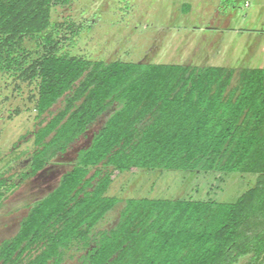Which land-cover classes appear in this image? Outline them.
Segmentation results:
<instances>
[{
	"label": "trees",
	"instance_id": "1",
	"mask_svg": "<svg viewBox=\"0 0 264 264\" xmlns=\"http://www.w3.org/2000/svg\"><path fill=\"white\" fill-rule=\"evenodd\" d=\"M71 1L0 0V74L35 89L33 146L19 179L105 116L56 186L0 241V264L74 256L77 264H264V68L69 54L51 10ZM167 169L256 176L231 202L109 193L118 174ZM9 179L0 172V204L18 186ZM117 205L116 222L100 228Z\"/></svg>",
	"mask_w": 264,
	"mask_h": 264
},
{
	"label": "rangeland",
	"instance_id": "2",
	"mask_svg": "<svg viewBox=\"0 0 264 264\" xmlns=\"http://www.w3.org/2000/svg\"><path fill=\"white\" fill-rule=\"evenodd\" d=\"M233 1L72 0L52 7L51 22L59 26L62 51L92 60L264 68V0ZM184 4L190 7L187 12L183 11ZM34 92V84L0 74V172L18 183L4 194L0 204V241L16 232L27 205L56 186L60 175L71 167L76 152L89 143L91 132L105 119L102 115L65 153L21 181L20 173L26 169L33 146L36 121L30 99ZM255 176L133 170L115 176L109 193L231 202L253 184ZM119 208L117 205L107 213L100 228L116 222ZM76 259L68 258L62 264H77ZM245 262L242 258L236 264Z\"/></svg>",
	"mask_w": 264,
	"mask_h": 264
},
{
	"label": "crops",
	"instance_id": "3",
	"mask_svg": "<svg viewBox=\"0 0 264 264\" xmlns=\"http://www.w3.org/2000/svg\"><path fill=\"white\" fill-rule=\"evenodd\" d=\"M52 189H53V188H52ZM52 189H51V190H52ZM51 190H50V191H51ZM48 192H49V191H48ZM42 197H43V196H42ZM38 199H39V198H38ZM36 200H37V199H36ZM33 202H34V201H33ZM27 210H28V205H27Z\"/></svg>",
	"mask_w": 264,
	"mask_h": 264
}]
</instances>
